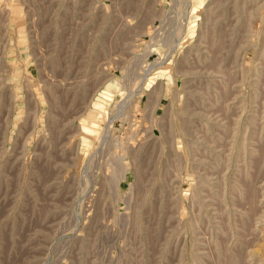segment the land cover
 <instances>
[{
    "label": "rangeland",
    "instance_id": "obj_1",
    "mask_svg": "<svg viewBox=\"0 0 264 264\" xmlns=\"http://www.w3.org/2000/svg\"><path fill=\"white\" fill-rule=\"evenodd\" d=\"M0 264H264V0H0Z\"/></svg>",
    "mask_w": 264,
    "mask_h": 264
}]
</instances>
